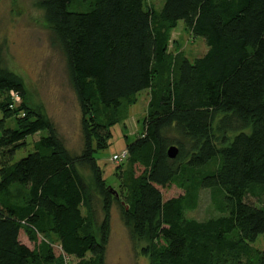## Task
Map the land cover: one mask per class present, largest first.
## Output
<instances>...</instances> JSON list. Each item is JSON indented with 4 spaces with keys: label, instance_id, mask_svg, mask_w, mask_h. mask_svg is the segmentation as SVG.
Wrapping results in <instances>:
<instances>
[{
    "label": "trees",
    "instance_id": "obj_1",
    "mask_svg": "<svg viewBox=\"0 0 264 264\" xmlns=\"http://www.w3.org/2000/svg\"><path fill=\"white\" fill-rule=\"evenodd\" d=\"M37 5L65 58L83 145L71 154L27 103L22 79L0 66V264H105L114 204L131 238L146 242L148 264H264V250L252 247L264 234V0ZM180 21L207 46L192 61L168 52ZM142 91V131L113 189L96 152ZM9 92L21 98L11 109ZM201 190L214 194L217 215L188 218Z\"/></svg>",
    "mask_w": 264,
    "mask_h": 264
},
{
    "label": "rangeland",
    "instance_id": "obj_2",
    "mask_svg": "<svg viewBox=\"0 0 264 264\" xmlns=\"http://www.w3.org/2000/svg\"><path fill=\"white\" fill-rule=\"evenodd\" d=\"M37 1L0 0V66L22 79L28 97L27 103L49 118L65 147L71 154L76 155L83 145L79 104L69 82L65 58ZM146 4L159 9L163 0H146ZM170 37V55L181 52L192 61L207 50L204 39L192 37L181 21L171 31ZM148 100L149 91L140 92L137 103L129 108L127 119L111 128L112 137L108 147L96 152V160L103 177L113 189L117 184L114 173L120 164L114 163L111 157L120 154L141 133ZM1 117L0 114V119ZM38 137V134L28 137L27 148L17 152L14 161L26 156L31 151V143ZM85 175L88 176L86 172ZM169 193L175 195L177 191L169 190ZM213 195L211 190H201L196 208L186 212V216L204 220L217 215L212 201ZM262 203L264 206V197ZM94 208L96 218L100 221L101 210L97 201ZM145 244V241L131 238L129 230L121 220L120 209L114 204L105 264H148L147 259L140 254V248ZM252 247L264 250V234L257 238ZM55 253L57 254L56 249ZM65 262L76 264L77 261L68 258Z\"/></svg>",
    "mask_w": 264,
    "mask_h": 264
},
{
    "label": "built area",
    "instance_id": "obj_3",
    "mask_svg": "<svg viewBox=\"0 0 264 264\" xmlns=\"http://www.w3.org/2000/svg\"><path fill=\"white\" fill-rule=\"evenodd\" d=\"M7 96H8V98L10 99V102H11V104L9 105V108H10V109L13 108V107L18 106V105L21 103V98H20V96H19L17 93H15V92H9V93L7 94ZM127 157H128V152H127V150L125 149V150H123L120 154H118V155H116V154L113 155V156L111 157V160H112L114 163L121 164V163H123V162L127 159ZM64 259L67 260L68 257H65Z\"/></svg>",
    "mask_w": 264,
    "mask_h": 264
},
{
    "label": "water",
    "instance_id": "obj_4",
    "mask_svg": "<svg viewBox=\"0 0 264 264\" xmlns=\"http://www.w3.org/2000/svg\"><path fill=\"white\" fill-rule=\"evenodd\" d=\"M178 150L175 146H171L167 149V156L169 159H174L177 156Z\"/></svg>",
    "mask_w": 264,
    "mask_h": 264
}]
</instances>
